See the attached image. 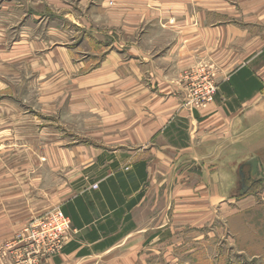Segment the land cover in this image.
<instances>
[{
    "label": "rangeland",
    "instance_id": "rangeland-1",
    "mask_svg": "<svg viewBox=\"0 0 264 264\" xmlns=\"http://www.w3.org/2000/svg\"><path fill=\"white\" fill-rule=\"evenodd\" d=\"M205 13L209 28L233 29L193 31ZM263 43L264 0H0V216L11 220L37 205L35 219L62 210L103 171L100 155L133 132L128 121L157 112L145 104V86L157 92L161 78L173 82L195 109L217 87L214 53L230 52L233 67ZM261 155L255 174L249 161L234 176L213 223L161 230L157 223L151 233L159 236L137 239L136 264H264ZM26 226L0 246V257Z\"/></svg>",
    "mask_w": 264,
    "mask_h": 264
},
{
    "label": "crops",
    "instance_id": "crops-1",
    "mask_svg": "<svg viewBox=\"0 0 264 264\" xmlns=\"http://www.w3.org/2000/svg\"><path fill=\"white\" fill-rule=\"evenodd\" d=\"M208 17L207 13L203 21L199 17V25L191 29L209 34L233 29L227 24L218 31L209 28ZM197 38L204 39L199 34ZM213 41L204 44L208 50ZM216 54L212 56L219 61L217 90L200 107L186 106L180 87L164 83V78L157 92L144 87V94L149 93L145 104L157 112H147L142 123L129 120L135 125L133 132L119 137L109 157L100 155L98 169L103 171L90 186L59 204L71 222L65 246L74 247L40 264H136L137 239L145 243L159 236L161 232L151 233L157 223L161 230L171 224L194 228L214 222L216 206L231 197L234 176L264 151V43L233 67L230 52L220 51L218 59ZM129 90L135 92V87ZM181 119L188 121L185 128L177 125ZM249 125L256 127L241 131ZM243 135L246 142L237 145ZM175 136H183L182 141ZM36 208L17 210L11 220L1 214L0 246L39 214ZM11 242L0 264H16L17 253L23 251L17 241Z\"/></svg>",
    "mask_w": 264,
    "mask_h": 264
},
{
    "label": "built area",
    "instance_id": "built-area-1",
    "mask_svg": "<svg viewBox=\"0 0 264 264\" xmlns=\"http://www.w3.org/2000/svg\"><path fill=\"white\" fill-rule=\"evenodd\" d=\"M217 87L212 86L208 91V101L212 100ZM70 219L62 210L51 212L39 219H33L28 223L23 234L17 240V245L24 247L21 253H17L16 264H40L42 259L54 256L64 249L65 234L70 228ZM12 247L11 245L8 246Z\"/></svg>",
    "mask_w": 264,
    "mask_h": 264
},
{
    "label": "water",
    "instance_id": "water-1",
    "mask_svg": "<svg viewBox=\"0 0 264 264\" xmlns=\"http://www.w3.org/2000/svg\"><path fill=\"white\" fill-rule=\"evenodd\" d=\"M250 163H251L252 174H255L258 169V158L256 156L252 157Z\"/></svg>",
    "mask_w": 264,
    "mask_h": 264
},
{
    "label": "trees",
    "instance_id": "trees-1",
    "mask_svg": "<svg viewBox=\"0 0 264 264\" xmlns=\"http://www.w3.org/2000/svg\"><path fill=\"white\" fill-rule=\"evenodd\" d=\"M139 175H140L141 177L144 176L143 172H140ZM144 177H145V176H144ZM73 247H74V246H72V244H70V245H68V246H65L64 249H63V251H70Z\"/></svg>",
    "mask_w": 264,
    "mask_h": 264
}]
</instances>
